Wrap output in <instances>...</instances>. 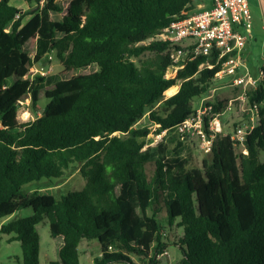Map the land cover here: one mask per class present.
<instances>
[{"label":"trees","instance_id":"16d2710c","mask_svg":"<svg viewBox=\"0 0 264 264\" xmlns=\"http://www.w3.org/2000/svg\"><path fill=\"white\" fill-rule=\"evenodd\" d=\"M191 5L48 0L21 13L0 0V220L32 211L0 225V234L11 235L7 242L20 245L18 264H39L36 227L45 219L56 242L57 261L49 264H80L83 241L98 244L95 264H134L130 256L159 264L169 246L182 255L174 264H264V109L245 138L246 154L219 135L202 169L191 166L176 128L195 112L193 100L214 89L213 71L199 66L215 57L188 59L166 78L174 70L172 48L149 41L191 13ZM52 12L63 15L54 21ZM51 53L62 72L29 79L33 58ZM260 70L247 93L250 105L264 100V64ZM41 92L47 103L37 116ZM25 98L34 118L18 122ZM161 133L162 141L143 151L148 136ZM74 164L85 180L82 190L59 199L24 190L60 179ZM158 205L167 227L149 214Z\"/></svg>","mask_w":264,"mask_h":264},{"label":"built area","instance_id":"2783aa9c","mask_svg":"<svg viewBox=\"0 0 264 264\" xmlns=\"http://www.w3.org/2000/svg\"><path fill=\"white\" fill-rule=\"evenodd\" d=\"M250 29L248 0H212L209 9L183 14L182 18L171 22L149 40L169 43L172 48L170 57L176 71L182 68L188 59L203 57L210 60L215 57L213 63L201 64L199 70L213 71L215 83L230 78L228 84L241 90L235 100L248 107V122L242 127H237L230 140L233 146L242 148V154H246L243 149L245 138L258 125L259 110L264 109V100L252 105L248 104L247 100V93L253 90L262 78L261 70L258 78H251L246 74L238 75V71L244 67L242 52ZM52 60L51 55L37 59L36 65L33 64L27 77L32 79L36 75L40 77L49 75ZM214 90L199 98L195 112L176 128V134L183 143L192 137L198 138L205 154L211 153L212 146L222 130L223 115L231 108V102H227L220 111H214V103L211 100ZM108 250L111 251V248ZM98 255L100 256V252Z\"/></svg>","mask_w":264,"mask_h":264},{"label":"rangeland","instance_id":"374dc122","mask_svg":"<svg viewBox=\"0 0 264 264\" xmlns=\"http://www.w3.org/2000/svg\"><path fill=\"white\" fill-rule=\"evenodd\" d=\"M48 0H31V3L28 0H11V4H15L18 10L24 11L25 13H31L32 11L38 10L45 4ZM205 1V0H204ZM197 3V2H196ZM251 16V25L252 29L249 31L252 33L250 38L247 37V43L244 46L242 52V58L244 60V67L238 71V75L242 76L244 74L250 76L251 78H258L259 71L261 66L264 64V18L261 14H254V12L249 8ZM63 14H58L52 12L50 14L51 19L54 21H59ZM29 16L24 17L22 24H25L29 20ZM9 27L7 26V30ZM243 34H246L243 32ZM33 58V54H31ZM52 60V70L50 74H60L63 70L61 63L56 60L55 55L53 54ZM176 70H171L167 72L166 78H172L175 75ZM230 78H226L222 81L216 82L213 86L214 93L211 98L213 103L224 102V105L227 102H231V108L229 111H226L223 115L221 126L222 130L220 135L225 136L232 135L233 131L237 127H242L248 122V107L235 99L239 96L241 90L238 88L231 87L228 83ZM177 87L174 88V92L169 94L167 92L164 97L168 98L174 95L177 91ZM226 102V103H225ZM47 100L43 97L41 92L38 103H37V113L39 116L41 110L46 105ZM199 105V99H194L192 102L193 108L196 110ZM34 115L30 109V100L25 98L22 102L19 103L17 111V121L23 122L26 120H33ZM164 133L160 135L150 134L145 141V146L143 151L155 147L158 143L162 141ZM184 144L189 148L192 163L191 166L202 169V162L204 160L209 161L211 154H205L201 147V142L198 138L192 137L188 142ZM234 147L235 152H242V148ZM263 158V157H262ZM85 186V180L81 177L79 173V165L74 164L68 170H66L63 176L60 179H51V180H41L39 182L31 183L24 187V190L28 193L32 192H46L52 194L56 199H59L61 196L66 195L72 191H80ZM156 214V217L159 219V222L162 226L167 227V221L165 218V212L161 205L153 206L149 210V214ZM32 214L31 209H21L15 212L11 217L4 218L0 220V225L11 219L15 218H27ZM37 233L39 235V264H49L50 262H56V242L53 238L50 237L48 230V220L45 219L36 227ZM174 235H179V230H173ZM11 235L0 234V264H18L17 260L21 259V248L18 242H7ZM79 251V263L80 264H95L94 260L99 257V247L95 241H83L78 246ZM180 251L174 247L169 246L166 253L159 257V264H174L181 259ZM134 264H142L135 257L130 256ZM115 264H127V263H115Z\"/></svg>","mask_w":264,"mask_h":264},{"label":"crops","instance_id":"0c3cea01","mask_svg":"<svg viewBox=\"0 0 264 264\" xmlns=\"http://www.w3.org/2000/svg\"><path fill=\"white\" fill-rule=\"evenodd\" d=\"M12 5L14 7H16L15 4H12ZM211 5H212V0H205V1L204 0H192V5H191L192 10H191V13H195V12H199L201 10L209 9L211 7ZM248 8H250L254 12V14H256V13L258 15L261 14L263 16V18H264V0H248ZM22 12H24V11H22ZM29 17L31 18V16H29ZM22 25H24V24H22ZM251 29H252V25H251ZM262 29H264V26H262ZM251 36H252V33L249 32V35L247 37L250 38ZM246 43H247V40H246ZM53 54L54 53H51L49 55H51L53 57ZM33 61H34V65H36L37 60H35L33 58ZM243 63H244V60H243ZM51 64H52V62H51ZM51 64H50V66H51ZM51 69H52V67H51Z\"/></svg>","mask_w":264,"mask_h":264},{"label":"bare ground","instance_id":"6f19581e","mask_svg":"<svg viewBox=\"0 0 264 264\" xmlns=\"http://www.w3.org/2000/svg\"><path fill=\"white\" fill-rule=\"evenodd\" d=\"M167 92H169V94H172V93L174 92V88H172V89L166 91L165 94H166Z\"/></svg>","mask_w":264,"mask_h":264},{"label":"water","instance_id":"95a60500","mask_svg":"<svg viewBox=\"0 0 264 264\" xmlns=\"http://www.w3.org/2000/svg\"><path fill=\"white\" fill-rule=\"evenodd\" d=\"M169 71H171V70H169Z\"/></svg>","mask_w":264,"mask_h":264}]
</instances>
